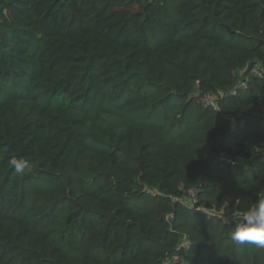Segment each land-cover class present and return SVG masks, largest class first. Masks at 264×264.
I'll return each instance as SVG.
<instances>
[{
    "label": "trees",
    "instance_id": "1",
    "mask_svg": "<svg viewBox=\"0 0 264 264\" xmlns=\"http://www.w3.org/2000/svg\"><path fill=\"white\" fill-rule=\"evenodd\" d=\"M258 65L264 0H0V264H264Z\"/></svg>",
    "mask_w": 264,
    "mask_h": 264
},
{
    "label": "clouds",
    "instance_id": "2",
    "mask_svg": "<svg viewBox=\"0 0 264 264\" xmlns=\"http://www.w3.org/2000/svg\"><path fill=\"white\" fill-rule=\"evenodd\" d=\"M9 166L17 174L23 175L29 169L27 159L13 156L8 161ZM235 222L234 230L230 233V239L239 246H255L264 248V196H258L254 204H251L241 212L232 215Z\"/></svg>",
    "mask_w": 264,
    "mask_h": 264
},
{
    "label": "built area",
    "instance_id": "3",
    "mask_svg": "<svg viewBox=\"0 0 264 264\" xmlns=\"http://www.w3.org/2000/svg\"><path fill=\"white\" fill-rule=\"evenodd\" d=\"M251 75L253 77H256L258 79H261V80H264V66L262 65H258V66H255L251 69ZM248 83H249V78H247L246 80H243L240 87L236 90H234L233 92V96H237L239 94V92H241L242 90H246L248 88ZM206 104H209V102L206 100L205 102ZM184 200L185 202H189L191 203L192 205H194L198 210H203V206H201L197 200V197L196 195L192 196L191 198H185V199H182Z\"/></svg>",
    "mask_w": 264,
    "mask_h": 264
},
{
    "label": "rangeland",
    "instance_id": "4",
    "mask_svg": "<svg viewBox=\"0 0 264 264\" xmlns=\"http://www.w3.org/2000/svg\"><path fill=\"white\" fill-rule=\"evenodd\" d=\"M180 202H182V204H186V202L184 200H181Z\"/></svg>",
    "mask_w": 264,
    "mask_h": 264
}]
</instances>
